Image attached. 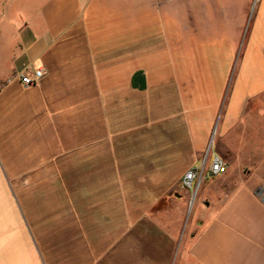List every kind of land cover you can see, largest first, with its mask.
I'll list each match as a JSON object with an SVG mask.
<instances>
[{
	"label": "crops",
	"instance_id": "1",
	"mask_svg": "<svg viewBox=\"0 0 264 264\" xmlns=\"http://www.w3.org/2000/svg\"><path fill=\"white\" fill-rule=\"evenodd\" d=\"M263 199L264 0H0V264H264Z\"/></svg>",
	"mask_w": 264,
	"mask_h": 264
},
{
	"label": "built area",
	"instance_id": "2",
	"mask_svg": "<svg viewBox=\"0 0 264 264\" xmlns=\"http://www.w3.org/2000/svg\"><path fill=\"white\" fill-rule=\"evenodd\" d=\"M43 73L40 69H35L32 72L22 71L17 75V79L24 87H29L37 84L42 78ZM226 172V164L218 157L214 156L208 169V174L211 177L223 174ZM198 170L195 168L189 169L181 180V186L184 189H192L197 178Z\"/></svg>",
	"mask_w": 264,
	"mask_h": 264
},
{
	"label": "water",
	"instance_id": "3",
	"mask_svg": "<svg viewBox=\"0 0 264 264\" xmlns=\"http://www.w3.org/2000/svg\"><path fill=\"white\" fill-rule=\"evenodd\" d=\"M263 204H264V199H263Z\"/></svg>",
	"mask_w": 264,
	"mask_h": 264
}]
</instances>
